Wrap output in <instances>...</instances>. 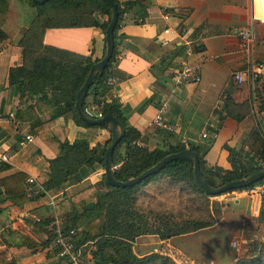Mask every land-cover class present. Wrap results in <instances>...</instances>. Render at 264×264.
Here are the masks:
<instances>
[{
    "label": "crops",
    "instance_id": "1",
    "mask_svg": "<svg viewBox=\"0 0 264 264\" xmlns=\"http://www.w3.org/2000/svg\"><path fill=\"white\" fill-rule=\"evenodd\" d=\"M127 1L134 0H121ZM7 2L2 24L7 42L0 44V118L7 120L0 119V153L10 161L8 169L0 172V180L22 174V188L27 191L31 188L29 179L38 186L48 180V161L61 155L59 142L84 140L102 154L110 133L77 126L69 113L50 119L52 108L44 102L36 105L27 97L20 98L17 90L9 87V71L23 64L22 43L36 21V10L27 0ZM94 19L98 25L107 22V16L101 14H95ZM262 22L264 0H141L124 16L118 31L117 59L111 65L116 83L107 92L106 102H117L129 126L140 133L139 144L149 151L193 146L206 168L229 171L227 148L241 150L257 128L252 118L243 115V109L251 103L250 86L237 85L232 79L244 61L238 40L229 32L233 28H250L256 41L254 59L264 64ZM104 40L98 27L47 28L33 43V49L34 54L52 59H57V54L86 58L91 52L94 58H100ZM187 45L191 53L186 51ZM184 64L200 66L199 84L174 86L172 76ZM90 100L88 97L85 101ZM161 109L167 129L156 130L151 123ZM9 114L12 119H8ZM239 117L243 119L234 120ZM204 132L206 139L201 137ZM29 135L33 141L20 148L19 142ZM103 173V168L83 167L59 190L31 200L22 208L0 198V260L13 264H65L51 246L41 247L53 223L57 220L62 224L55 216L54 206L99 184ZM105 191V187H100V192ZM95 202L96 194L92 203ZM234 202L239 205L238 200ZM34 222L50 223L33 227ZM212 229H201L195 239ZM185 237H139L131 243L132 251L137 257L159 253L179 264L175 255L190 251ZM23 238L40 247L28 249L22 245ZM201 242L193 240L194 245L201 246ZM85 257L91 262L90 253Z\"/></svg>",
    "mask_w": 264,
    "mask_h": 264
},
{
    "label": "trees",
    "instance_id": "2",
    "mask_svg": "<svg viewBox=\"0 0 264 264\" xmlns=\"http://www.w3.org/2000/svg\"><path fill=\"white\" fill-rule=\"evenodd\" d=\"M27 1L36 10V21L32 28L28 30V37L22 43V47H24L22 49V66L9 71V87L15 88L20 98L27 97L30 101L33 100L36 105L39 104L38 102H44L52 108L54 112L50 119H56L60 115L69 113L77 126L100 128L90 127L78 118L75 110V101L76 95L83 86L90 68L103 58L105 44L100 58H94L93 52H91L90 56L86 58L57 54V59H52L40 54H34L33 43L37 42L38 36L47 28L93 26L100 28L105 35L111 16L110 8L100 0H51L41 6L32 3L31 0ZM111 1L116 5L118 12V22L114 29V50L102 75L93 80L86 98L89 97L90 99L92 95L96 101L97 99H102L104 101L102 115H111L125 130L123 139L115 148L113 165L116 167L114 170L116 179L120 182H126L140 176L167 155L187 148L178 146L176 148H157L149 151L139 144L140 133L129 126L127 117L117 102H106L105 97L109 91L106 86V80L109 77H114L111 65L117 59L116 40L118 39V31L124 16L141 0ZM7 9V0H0V44L7 42V36L2 30ZM54 12L79 15L80 18L83 17L86 21L77 23L76 21L79 19L76 18L71 20V23L69 21L62 23L58 19H66V17L56 16L53 14ZM95 14L107 16V22L98 25L94 19ZM48 50L50 49H46V51ZM83 106L87 108L88 102L84 101ZM262 107L264 109V104ZM242 119L241 117L234 118L237 122ZM100 129L107 130L106 127ZM110 139L111 134L102 154H99L97 149L90 148L88 143L83 140L72 143L67 141L59 142L61 155L48 161V180L40 185L35 197L29 198L26 191L22 188L25 176L16 174L0 180V198L3 201L10 202L14 207L22 208L31 200L40 199L48 192L59 190L70 177L74 176L83 167L103 168L104 154ZM256 145L258 152H254ZM188 149L197 154L200 170L210 187L224 185L258 172H264V136L259 126L250 134L244 148L241 150L227 148L229 153L228 162L231 167L229 171L206 168L205 162L197 152L196 147L190 146ZM7 169V165H0V172ZM161 177L170 181L167 182V186H173L174 188L177 185H184V187L197 191L206 197H212L208 196L196 184L193 178V165L188 160L172 161L157 174L146 178L131 188L109 187L103 176L99 184L65 198L54 206L55 216L62 222L63 234H67L72 230L75 231L73 237L75 247L81 249L83 258H86L85 256L90 253L92 264H176L171 258L159 253L137 257L132 252L131 243L139 237L157 235L162 239H170L169 234L175 237L189 234L184 229L177 233L173 232L172 229L177 226V223L169 221L163 214L157 215L156 209L141 205L144 200L154 201L151 196L148 199L147 192L159 187L157 180ZM262 182L264 180L255 183L249 188ZM100 187H105L106 191L100 192ZM95 194L96 202L92 203ZM155 220H159L155 231L148 230ZM49 223L34 222L32 226H46ZM257 224L264 239V206H261L259 210ZM209 226H201L194 232L206 229ZM52 230L46 233V239L41 244V247H48L54 243L55 235ZM175 230L177 229L175 228ZM22 245L33 250L40 247L26 238H23ZM89 246L91 249L87 251L86 248ZM53 248L54 253L58 254L59 250L55 247ZM254 259L251 258V261L240 264H259L258 260ZM0 264L13 263H5L4 260H0Z\"/></svg>",
    "mask_w": 264,
    "mask_h": 264
},
{
    "label": "rangeland",
    "instance_id": "3",
    "mask_svg": "<svg viewBox=\"0 0 264 264\" xmlns=\"http://www.w3.org/2000/svg\"><path fill=\"white\" fill-rule=\"evenodd\" d=\"M53 14L66 17V19H58L62 23L70 22L76 18L79 19L76 21L77 23L86 21L79 15L61 14L60 12ZM258 87L259 96L256 93L258 99L254 100L255 97H252L254 94L251 95V103L243 109V115L252 118L264 136V109L262 107L264 104V81ZM255 151H257V145ZM167 182L170 181L164 177L159 178L157 180L159 187L148 192V199L151 196L154 201L144 200L141 205L144 207L147 204L149 208L156 209L157 215L163 214L169 221L177 223V226L172 229L173 232L177 233L184 229L189 233L185 235V245L190 251L185 255H175L179 264H211L209 260L213 261V264H240L251 261V258L258 260L259 264H264V242L255 238L258 233L257 208L247 192L240 190L217 197H206L184 187V185H177L174 188L167 186ZM234 200H238L239 205H235ZM156 220L148 230L155 231L159 221ZM204 225H210L209 227H213V229L204 233V236L200 235L199 239H195L200 230L194 231ZM169 235L170 238L175 237ZM193 240L194 242L202 241L201 246L197 243L198 246L194 245ZM234 240L243 242L238 252L230 247ZM43 241L45 239L42 240V243ZM50 246L54 252L53 244ZM255 248L256 250H254ZM88 249H91L90 246L86 248L87 251ZM135 251L137 255H142L139 254L140 251Z\"/></svg>",
    "mask_w": 264,
    "mask_h": 264
},
{
    "label": "built area",
    "instance_id": "4",
    "mask_svg": "<svg viewBox=\"0 0 264 264\" xmlns=\"http://www.w3.org/2000/svg\"><path fill=\"white\" fill-rule=\"evenodd\" d=\"M164 19L167 20L168 17L164 16ZM264 25V22H262ZM229 35L236 38L238 40L239 51L242 55L244 65L240 71H236L232 74V79L235 84L241 85L247 83L250 86L251 95L254 94V100H257L256 93L259 96V92L257 89L258 85L262 84L264 81V64L258 62L254 59V50H255V37L254 33L250 28H233ZM188 46V45H187ZM186 51L191 53V48L188 46ZM172 83L174 86L179 84H192L197 85L200 83V66H191L188 64H184L176 70L174 75L172 76ZM116 79L114 77H109L106 80V86L108 89H111L115 86ZM92 100L88 103L87 108H84V113L91 119L99 120L103 118L102 108H103V100L94 99L91 96ZM13 115L9 114L8 119H12ZM2 120H7L6 118H0ZM151 126L156 130H165L167 129L166 120L163 117L162 109L158 115L155 116ZM203 139L207 138L206 132H204L201 136ZM33 141L32 136H25L22 141L19 142V147L24 148L28 144ZM9 157L0 153V165H7L9 163ZM116 168V167H115ZM27 184L31 186L26 193L29 198H33L37 195L39 191L38 185H36L34 179H29ZM243 192H247L250 199H253L256 206V213L259 212L261 206H264V182L256 185L252 188L244 189ZM53 234L55 235L53 247L59 250L57 257L64 261L65 264H92L90 261H87L82 257L81 249L76 248L74 245L73 237L75 235V231H70L67 234H63L62 225L59 221H55L53 223ZM257 240L264 242V239L258 231L255 235ZM243 242L240 240H234L231 242L230 247L234 251H239Z\"/></svg>",
    "mask_w": 264,
    "mask_h": 264
},
{
    "label": "water",
    "instance_id": "5",
    "mask_svg": "<svg viewBox=\"0 0 264 264\" xmlns=\"http://www.w3.org/2000/svg\"><path fill=\"white\" fill-rule=\"evenodd\" d=\"M32 3L41 6L51 0H31ZM105 5H107L110 8L111 16L110 20L105 32V54L103 58L96 64H94L88 73V76L83 84V86L79 89L77 95H76V101H75V110L77 113L78 118L85 123L86 125L90 127H100L104 128L106 127L107 130L111 134V139L109 142V145L105 151L104 154V165H103V175L105 178V182L109 187L112 188H131L135 185H138L146 178L153 176L160 172L164 166H166L168 163L172 161L177 160H188L193 165V178L196 182V184L208 195L212 197L221 196L223 194L229 193L231 191H240L249 188L250 186L254 185L257 182H260L264 180V172H258L255 174H252L246 178H242L233 182L226 183L224 185L216 186V187H210L200 170L199 167V160L196 153L192 152L188 148L185 150H182L177 153L169 154L166 157H164L160 162H158L155 166L148 169L144 173H142L140 176L130 179L126 182H120L116 179L114 175L115 167L113 165V154L115 151V148L117 145L121 142V140L124 137L125 130L123 126L114 119L111 115H106L103 118L99 120L91 119L84 113V101L87 97L88 91L90 89V86L93 83V80L97 77H100L102 75V72L106 68L108 62L110 61L112 57V53L114 50V29L118 22V12L117 7L111 0H100Z\"/></svg>",
    "mask_w": 264,
    "mask_h": 264
}]
</instances>
